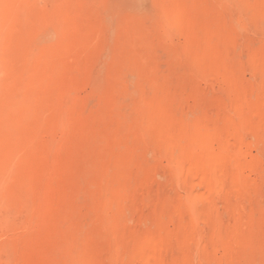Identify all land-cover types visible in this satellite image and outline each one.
I'll return each instance as SVG.
<instances>
[{
  "label": "rangeland",
  "instance_id": "rangeland-1",
  "mask_svg": "<svg viewBox=\"0 0 264 264\" xmlns=\"http://www.w3.org/2000/svg\"><path fill=\"white\" fill-rule=\"evenodd\" d=\"M0 264H264V0H0Z\"/></svg>",
  "mask_w": 264,
  "mask_h": 264
},
{
  "label": "bare ground",
  "instance_id": "bare-ground-1",
  "mask_svg": "<svg viewBox=\"0 0 264 264\" xmlns=\"http://www.w3.org/2000/svg\"><path fill=\"white\" fill-rule=\"evenodd\" d=\"M3 9V8H2Z\"/></svg>",
  "mask_w": 264,
  "mask_h": 264
}]
</instances>
